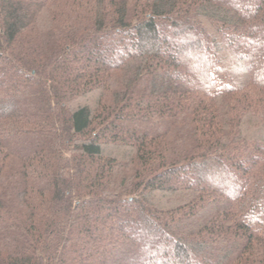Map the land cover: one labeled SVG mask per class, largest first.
<instances>
[{"label":"trees","instance_id":"obj_1","mask_svg":"<svg viewBox=\"0 0 264 264\" xmlns=\"http://www.w3.org/2000/svg\"><path fill=\"white\" fill-rule=\"evenodd\" d=\"M0 264H264V0H0Z\"/></svg>","mask_w":264,"mask_h":264}]
</instances>
